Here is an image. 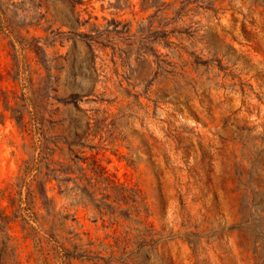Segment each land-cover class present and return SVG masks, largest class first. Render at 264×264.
I'll return each instance as SVG.
<instances>
[{
    "label": "rangeland",
    "instance_id": "obj_1",
    "mask_svg": "<svg viewBox=\"0 0 264 264\" xmlns=\"http://www.w3.org/2000/svg\"><path fill=\"white\" fill-rule=\"evenodd\" d=\"M0 264H264V0H0Z\"/></svg>",
    "mask_w": 264,
    "mask_h": 264
},
{
    "label": "trees",
    "instance_id": "obj_2",
    "mask_svg": "<svg viewBox=\"0 0 264 264\" xmlns=\"http://www.w3.org/2000/svg\"><path fill=\"white\" fill-rule=\"evenodd\" d=\"M12 117H14L17 121V124L20 128H25V111H20L17 109H12ZM35 135H37V139L34 145V148L38 150V155L35 157V162L32 165H29L26 162L25 170H24V177L22 179L33 176L36 177L35 179L39 183L41 194L44 197L46 196V181L50 179L49 175H56L52 174L55 172H51L49 168L51 155L53 153L52 148L49 146L50 144V137L44 138V130L39 126H34ZM47 143V148H45V144ZM74 164L80 170L81 173H84L85 167L79 164V160H74ZM43 168H47V171L43 173ZM35 170L36 172H32ZM70 172V171H68ZM51 173V174H50ZM46 177V178H44ZM76 181V179H75ZM94 185V184H93ZM86 189V187H85ZM127 201L131 205V210L136 211L139 215L140 219L138 220L140 224H143V232L141 234V244L144 247L148 246H155L156 248L160 245V243L164 240L165 236L156 231L153 224L148 223V217L150 215L148 204L146 202V197H144L139 189L129 188V195L127 196ZM145 217H141L144 216ZM73 250H79L80 255H87L86 253L89 252V249L82 250V245H78L77 243H72ZM67 249V248H64Z\"/></svg>",
    "mask_w": 264,
    "mask_h": 264
},
{
    "label": "water",
    "instance_id": "obj_3",
    "mask_svg": "<svg viewBox=\"0 0 264 264\" xmlns=\"http://www.w3.org/2000/svg\"><path fill=\"white\" fill-rule=\"evenodd\" d=\"M79 115H80L81 119L84 121L85 120V114L82 111H80Z\"/></svg>",
    "mask_w": 264,
    "mask_h": 264
}]
</instances>
